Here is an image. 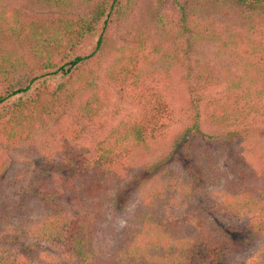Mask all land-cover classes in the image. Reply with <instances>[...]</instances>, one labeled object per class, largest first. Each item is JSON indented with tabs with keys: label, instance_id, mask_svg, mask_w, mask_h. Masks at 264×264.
Returning <instances> with one entry per match:
<instances>
[{
	"label": "trees",
	"instance_id": "16d2710c",
	"mask_svg": "<svg viewBox=\"0 0 264 264\" xmlns=\"http://www.w3.org/2000/svg\"><path fill=\"white\" fill-rule=\"evenodd\" d=\"M230 1L252 13L239 30L249 23L250 45L234 57L240 72L225 77L206 62L192 73L185 62L200 40L236 52L238 41H228L212 12ZM139 6L161 32L153 52L147 23L132 29ZM263 135L264 0H0V197L11 189L48 213L40 237L59 260L142 264L140 249L146 264H264V160L251 161L257 147L248 141ZM197 138L220 141L226 156L234 146L241 150L218 192L204 182L212 170L189 165L184 174L201 205L154 219L164 196L151 191L132 221L143 228L150 220L147 240L138 245L141 230H132L117 237L109 255H98L93 241L107 195L113 193L114 210L119 202L125 209L153 178L170 177L167 169L134 175L117 190L135 160L163 150L177 165L192 157ZM30 141L36 150L28 145L13 160L26 170L6 177L14 168L6 157ZM1 241L0 264H53L41 248L20 250L21 233Z\"/></svg>",
	"mask_w": 264,
	"mask_h": 264
},
{
	"label": "rangeland",
	"instance_id": "374dc122",
	"mask_svg": "<svg viewBox=\"0 0 264 264\" xmlns=\"http://www.w3.org/2000/svg\"><path fill=\"white\" fill-rule=\"evenodd\" d=\"M135 10H138L136 13L137 21H134L135 24L132 22L134 25L132 26V29L135 30V27L140 24L139 22L147 23V25H145V29L146 31L148 29V32H150V34H153V36L150 38L152 47L148 46V48H146L150 52H153L156 47V43H158L159 41L158 38L161 35L160 29L153 30V28H150L151 23L149 26V18H147L145 9L143 7L139 6V9H137L136 7ZM241 10L242 9L235 1H230L226 4L221 3L219 9L217 8L215 11L212 10V12L215 13V25L217 27H222L221 30L223 31L224 36H228V41L231 39L233 41H238L239 45L236 49V52H231L232 55H228V52L230 51L227 48L220 49L214 42L200 40L189 52L187 60L185 62V66L187 65L191 69L190 71L192 73L197 72V70L199 69V64L206 62L210 63L211 65H215L218 68H221L225 77L230 76L232 72H240V67L238 65H234V57L235 55H238L237 53L240 52V48L241 55L243 54L242 47L244 46V44L248 43V45H250L249 40L251 38V35L249 31H247L249 23L247 22L245 24L243 31L239 30L242 26V21H246V18L252 15V13L241 14ZM209 11L210 10H205V13H208ZM128 30L129 28H125V31ZM238 31L241 33H239ZM240 34L242 37H244L243 40L241 37V41L235 38ZM167 44H169V41H167ZM90 45L91 42L88 41L87 46L89 47ZM249 47L252 48L251 46ZM166 50L167 47L162 48V52L160 54H157L156 57L159 60L158 65L161 64V54H164ZM174 68L175 79L179 81L177 82V86L183 88L184 75L182 73V68L180 70V64H177ZM224 81H227V79ZM248 141L249 144H253L257 147L256 150H254V154L250 155L251 161L255 163L258 160L263 161L264 135L257 136L255 139L250 138ZM219 142L220 141L218 140L208 141L203 138H197L193 140L190 143V147L193 150L192 157L185 158L184 156H182V158H184L182 160L184 161L180 162L177 165L173 164L172 162L173 156L167 155V152L163 150L152 153H144L140 156V158L136 159L135 163L131 166L133 169H131L129 175H127L123 180L121 179L118 185L119 187L116 188L117 190L123 189L128 183L129 178L134 175L143 179L146 177L148 172H159L163 169L166 171L167 169L166 174H168V176L170 177H167V179L163 181L161 177L153 178L149 186H143L141 193L143 190L144 191L142 194L140 193L137 198L135 196V193L131 194L133 200L125 209H123V207L121 206V202H119L117 205V209L114 210L111 206L113 193L108 194L106 199L102 202V210L106 212L105 218H103V225L102 228H100V230L97 232V235L93 241V249L95 250V252L101 256L109 255L112 251L113 244L117 240V237L122 236V234L124 233L126 235L132 232V230H141L137 238L138 245L147 240L148 234L152 233L150 220L148 219L149 224H145L143 228L141 224L132 223V221L135 219V212L138 209H143L142 205H144L145 197L149 196L151 191L160 190L164 196V198H162L164 199V205H160L159 208L155 211L154 219H161L162 217H164V211L166 213V216L169 215L177 217L178 215H183L186 207H188V204L190 202L193 203V207L198 206V204H200V196H195L192 194V190L188 186V184H190V180H188L190 179V176L184 174V172H187L188 168L186 167H188L189 165H192L193 168H196L195 170H206L207 168L209 169V171L212 170L213 173L204 172V182L210 189L209 191H212V194L218 192L223 183V177H225V174L227 172L231 173V171L233 170L232 162L234 161V158L238 157L241 151L237 146H234V151L228 152V156H226L225 153L221 151L222 149L220 150L221 146L224 144ZM31 143L32 141H30V144L25 143L23 146L15 148L14 151L8 154V156L6 157V166H11L14 168L12 170L6 171V177H9L12 172L19 173V171L26 170L25 165H13V160L17 161L21 156H24L27 153V149H29L30 147L28 145H31L35 151L37 147H35L34 142L32 144ZM258 153H262L263 158ZM36 154L37 153L33 152V154L30 155L35 156ZM168 162H171L172 165H170L169 167H165L166 165H164V163L166 164ZM151 185L152 187H150ZM8 190L9 191H7L4 197H0V241L3 234L11 236L21 233L23 235V240L25 241V243H22L19 248L20 250H23V248L27 245L33 247L35 246L37 248H41V251L45 255H47V257L50 256L49 260L52 261L53 264H75L70 260H59L52 253L53 249L51 245L45 243L44 239L40 237L41 229L43 227L42 225L47 222V218L49 216L48 213L31 200H22L20 196H12V190ZM199 194L201 195V193ZM167 200H169V204H167ZM1 242V245L4 246V250H8V252H10L11 249L9 247H6L9 246L6 240H3ZM35 247L34 249L35 251H37ZM45 249L47 250V252H45ZM134 251L138 253L137 263L143 260L142 264H146L144 262L146 253L141 251L140 249ZM31 255H33V257L35 258L38 257L37 253H32ZM131 258L134 259V255ZM31 260L35 262L34 260L36 259L31 258Z\"/></svg>",
	"mask_w": 264,
	"mask_h": 264
}]
</instances>
